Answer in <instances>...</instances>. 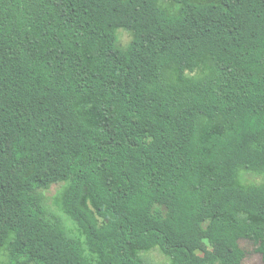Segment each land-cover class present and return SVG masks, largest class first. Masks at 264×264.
Returning <instances> with one entry per match:
<instances>
[{"label":"trees","instance_id":"trees-1","mask_svg":"<svg viewBox=\"0 0 264 264\" xmlns=\"http://www.w3.org/2000/svg\"><path fill=\"white\" fill-rule=\"evenodd\" d=\"M173 1L0 0L3 264H264V0Z\"/></svg>","mask_w":264,"mask_h":264},{"label":"rangeland","instance_id":"rangeland-1","mask_svg":"<svg viewBox=\"0 0 264 264\" xmlns=\"http://www.w3.org/2000/svg\"><path fill=\"white\" fill-rule=\"evenodd\" d=\"M165 3H167L168 6H174L173 0H164ZM119 38H120V44L123 46H126L132 38V35L129 31L125 29H120L119 31ZM242 183L244 184H251V183H261L264 181L263 175L258 174H252V173H244L241 178ZM66 184L58 183L54 184L48 189H44V202L47 208L58 215H61L62 218L65 220L67 226L69 227V231L79 236V233L81 232V229L77 225V228L74 223L71 221V219L63 212V208L61 206V203H59V195L63 189V187ZM80 229V230H79ZM82 234V232H81ZM6 251L0 250V264H3L6 260ZM140 255H142L144 258L151 261L153 264H169L171 262V257L167 256L165 253L162 252V250L159 247L151 248L147 251L140 252ZM246 264H263V261L259 254H252L248 257Z\"/></svg>","mask_w":264,"mask_h":264}]
</instances>
